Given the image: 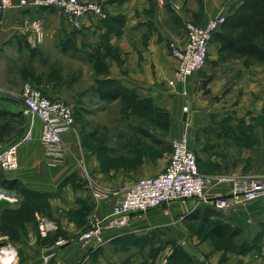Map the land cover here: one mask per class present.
I'll return each mask as SVG.
<instances>
[{"label": "crops", "instance_id": "obj_1", "mask_svg": "<svg viewBox=\"0 0 264 264\" xmlns=\"http://www.w3.org/2000/svg\"><path fill=\"white\" fill-rule=\"evenodd\" d=\"M97 1L103 5L105 15L90 14L75 26L59 9L21 6L20 0H11L13 5L0 13V62L10 58L11 62L20 64L12 52L20 54L19 51L25 49L30 52L33 36L30 23L41 17L44 34L41 42L50 38L58 44L61 52H71L72 55L84 52L82 55L90 64L86 72L93 79V85L99 80L114 79L134 92L138 99L166 108L170 112L169 119L160 133L158 119L124 117L112 125L116 133L109 129L104 134L105 144H98L99 136L93 138L95 131L88 129V123L80 118L64 135V158L52 163L39 139L41 121L33 116L32 122L29 117L25 118L23 85L10 81L5 82L4 87L0 86V111L9 113L6 119H0V126L11 125L9 132L0 135V146L22 136L13 129L14 120H20L19 126L25 128L33 123L35 128V139L19 147L18 168H0V173L6 179L19 181L21 187L45 195L48 202L47 214L36 211L30 222L28 217L22 216L23 220L26 219L22 228L14 224L20 238L10 240L9 235H1L9 239L7 245L16 253L12 258V251L4 247L2 257L10 264H40L45 254L55 250L52 239L40 234L38 224L42 216L57 225L50 236L58 232V237L72 240L70 245L58 251L50 264H124L127 262L125 253H135L132 260L138 256V247L132 244L116 250L121 242L127 243L128 237L140 236L146 233L145 228L154 224L174 226L182 223L185 226L179 220L184 214L196 210L203 214L206 207L214 206L202 199L173 200L166 204L168 214H162V208L152 209L133 218L126 227L106 230V245L93 247L74 242L93 216L105 219L112 214L114 203L134 181L165 170L171 152L170 143L185 130L189 133L192 148L190 135L201 134L195 150L202 172L264 174V62L220 52V44L213 37L205 66L185 83L168 85L176 66L173 48L185 43L186 22L204 24L214 16L229 15L242 0ZM171 1L178 2L180 8L175 9ZM66 41L77 49L63 50ZM104 45L112 46L113 53L105 59V66L96 70L93 66L96 51L103 49ZM93 92L101 102H121L119 99L101 100ZM185 105L188 106L187 112L183 109ZM97 187L106 191L108 196L97 198L94 195ZM215 190L228 194L231 185H221ZM13 191L19 202L0 208V225L3 224L4 208L17 210L27 200L19 186ZM219 211L224 214L223 218H211L248 228L261 224L264 228L262 201L251 202L242 210ZM3 219L11 222L7 217ZM184 235L182 244L187 246L192 234ZM108 242L116 244L115 247ZM213 242L210 237L200 241L201 254L194 255L199 259L204 256L205 261L198 264H264L262 239L246 252L217 247ZM107 254L110 257L105 258Z\"/></svg>", "mask_w": 264, "mask_h": 264}, {"label": "built area", "instance_id": "obj_2", "mask_svg": "<svg viewBox=\"0 0 264 264\" xmlns=\"http://www.w3.org/2000/svg\"><path fill=\"white\" fill-rule=\"evenodd\" d=\"M157 1L166 2V0ZM171 4L175 9L180 8V4L176 1H171ZM10 5H13L11 0H0V13ZM19 5L59 9L75 26L79 25L81 18L90 14L100 17L105 15L103 5L96 0H20ZM225 19L226 15L220 14L210 18L204 24L186 22L187 39L183 45H175L173 48L176 66L168 81L170 85L185 83L190 76L205 66L210 42ZM30 28L33 34L30 41L35 46L36 42L42 40L43 19L34 18L30 23ZM22 100L26 112L41 121L39 139L44 146L45 154L50 157L52 163L60 162L66 154L64 135L76 123L74 108L64 101L52 100L45 96L30 81L23 84ZM184 111H188L187 105L184 106ZM34 139L35 128L32 124L23 137L5 146H0V168L3 170L17 169L20 145ZM171 146V155L165 170L157 174L142 176L134 181L120 194L113 205L112 214L105 219L93 216L74 242L82 245H100L107 241L104 238L106 230L126 227L133 218L142 216L143 213L152 209L162 208V214H168L166 204L173 200H208L216 208L222 210H242L251 202H264V174L226 175L201 172L198 155L190 145L187 130L175 137L171 141ZM221 185H231V192L226 194L216 191V187ZM94 195L97 198H104L108 196V193L97 187ZM10 201L12 204L18 203L19 197L10 198ZM39 229L41 235L47 237L57 229V225L42 216L39 220ZM71 243L72 240L57 238L53 244L55 250L45 254L40 264H50L58 251ZM4 247L9 246H0V264H10L9 260H4L2 257ZM9 250L12 251L13 258L16 253L11 247Z\"/></svg>", "mask_w": 264, "mask_h": 264}, {"label": "rangeland", "instance_id": "obj_3", "mask_svg": "<svg viewBox=\"0 0 264 264\" xmlns=\"http://www.w3.org/2000/svg\"><path fill=\"white\" fill-rule=\"evenodd\" d=\"M36 44L37 45L35 46L40 49V54L33 60H31L30 58V52L26 49L24 51L20 50V54L15 51L12 52L16 61H20V64H15L16 62H11L10 58H7L8 61L6 59L1 60L0 82L2 84L0 86L4 87L3 84L5 82L10 81L15 84L21 85H23L26 81H30L33 85H37V87L39 86L38 88L42 91V93L45 96L51 98L52 100L64 101L72 107L74 106L73 108L75 110L76 121L80 118H83L84 123H88L87 128L91 131H95V137L93 138L99 136L100 139L97 141V143L100 144H105L106 140H104V134L109 132V129L110 132L113 133L115 131V127H113L112 125L117 123L119 119H122L124 117L148 118L153 120L158 119V129L160 133L162 132L165 127L166 121H168L169 119L170 112L166 110V108L162 106L155 107L154 104H151L145 99L141 105H139L137 101L134 100L127 101L126 104H123L122 102H101L98 97L94 94L93 90H91L94 82L92 83L93 79H91V76L87 75L86 71L90 67V64L87 63L86 56H83L84 52L77 54L78 56L72 55L71 52H61L58 44L50 38L47 41L44 40L43 42H36ZM31 46H33L32 43ZM90 47H92V45H90ZM52 66L56 67L60 71L61 77L58 78L56 76H50L48 74ZM21 68H26L28 70L34 69V73L36 76H42L41 83L37 84L35 80L29 77L30 75H21ZM3 70L6 71V74L3 72ZM78 72L79 75H77V80L71 81L74 74L76 77V73ZM21 76L22 79L20 78ZM18 79H20L19 82L17 81ZM168 85L170 84L168 83ZM125 105H127V108L125 107ZM32 116L33 115L28 112L27 114H25V118L29 117L30 121L32 120ZM14 121L15 123H13L12 125L14 131L20 133V136L22 135L21 137H23L30 126L28 128H25L19 126L18 122L20 120ZM32 124L33 123H31L30 125ZM10 129V123L4 124L3 127L0 126V135H4V133L9 132ZM200 135V133L190 135V138L192 136L191 144L196 150L197 140L199 139ZM166 144L168 143H165L164 145ZM171 147L172 146L170 143V150ZM189 214L191 213L188 212L184 214L182 218L180 217L179 219L185 223V226H183L182 223L175 224L174 226L167 225L165 223L154 224L153 226H150L147 229L145 228L146 233L140 236L128 237L127 243L121 242L119 246H117L116 250H118L119 247H125L126 245L131 244L138 247V251H136L138 256H136L134 260H132V256L134 257L135 253L129 254L127 252L124 254L125 260L127 261L124 262V264H128V262L129 264H132L133 262L141 264H198L199 262L205 261L204 256L199 259L196 258L197 256L195 255L197 253L201 254V250H199L200 241L208 239L205 238L207 237L206 233L210 226L213 225L218 219L211 218L209 221H202L201 219H199V217L193 218L192 216L191 218L190 216H188ZM260 225H254L250 228L245 226L246 230L239 238L219 240L218 243H216L217 240H215L213 242V245L217 247H224L227 249L229 247L233 248V246L241 244L246 239L250 242L252 239L256 242H260L261 239L264 241V228ZM189 233L192 234L190 236L191 241L187 242V246H183L182 243L183 241H185L184 234ZM1 235L2 234H0L2 242H7L9 240L7 238L5 239L4 237H1ZM106 243L107 241L97 246H93L92 244L90 246L101 247L103 245H106ZM108 245H112L113 247H115L114 245L116 244L109 243ZM262 245H264V242ZM194 253L196 254L194 255ZM172 254L174 255L173 257L171 256ZM203 254H205V252ZM104 257L108 258L110 257V255L107 254V256L104 255Z\"/></svg>", "mask_w": 264, "mask_h": 264}, {"label": "trees", "instance_id": "obj_4", "mask_svg": "<svg viewBox=\"0 0 264 264\" xmlns=\"http://www.w3.org/2000/svg\"><path fill=\"white\" fill-rule=\"evenodd\" d=\"M220 28V31L215 32L213 36L220 44V52H225L233 57H247L258 63L264 62V0H242L241 3L235 7L233 13L226 15L225 22ZM70 43V41H66V45L62 47L63 50H69L72 47L77 49L76 46H72ZM29 49L31 60L35 59L40 54V49L37 46H30ZM112 53L113 48L110 45H104L103 49L98 48L93 61L94 68L96 70L102 69L105 66V59ZM20 73L24 76L30 75L29 77L35 80L37 84L41 83L42 76H36L34 69L28 70L26 68H21ZM48 74L58 78L61 77L60 71L54 66L50 68ZM77 78V76L73 77L71 81H76ZM92 89L98 94L101 100L111 102L119 99L123 104H126L127 101L134 100L137 101L139 105L144 102V99H138L134 92L123 87L114 79L99 80L97 84L92 86ZM125 107L127 108V105H125ZM8 114L9 113L5 111H0V119H6ZM162 143L163 141L160 140V144ZM20 185L19 181L6 179L0 173L1 188L13 190L15 186H19L27 199L26 202L22 204L21 208L17 210L10 211L9 208H4L2 210L1 218L3 224L0 225V233L9 235L10 240L20 238L18 229L14 230V224L22 228L24 220H26H23L21 218L22 216H25V218L28 217L27 220L29 221L34 218L36 211L41 212L43 215L47 214L48 211V202L45 199V195L30 191ZM203 212L202 214L200 210H196L188 216L191 218L192 216L193 218L199 217L202 221H209L211 216H218L219 218L224 217L222 211H219L215 206L206 207ZM6 217L11 221L10 223H7V220L3 219ZM245 230V226L241 224L233 225V223L229 221H216L208 229L206 233L207 237L205 238L210 237L214 241L217 240L216 243H218L219 240L237 239ZM57 233L45 238L50 237L52 243H54L58 238ZM246 240L239 245L233 246L232 249H239L242 252H246L256 246V241L253 239L251 242ZM171 256L173 257L174 255L172 254Z\"/></svg>", "mask_w": 264, "mask_h": 264}, {"label": "water", "instance_id": "obj_5", "mask_svg": "<svg viewBox=\"0 0 264 264\" xmlns=\"http://www.w3.org/2000/svg\"><path fill=\"white\" fill-rule=\"evenodd\" d=\"M0 208L3 206L12 205L10 198L18 197L17 193L13 190H8L0 187ZM7 245V242L0 243V246Z\"/></svg>", "mask_w": 264, "mask_h": 264}, {"label": "bare ground", "instance_id": "obj_6", "mask_svg": "<svg viewBox=\"0 0 264 264\" xmlns=\"http://www.w3.org/2000/svg\"><path fill=\"white\" fill-rule=\"evenodd\" d=\"M1 197V196H0ZM7 258V257H6Z\"/></svg>", "mask_w": 264, "mask_h": 264}]
</instances>
